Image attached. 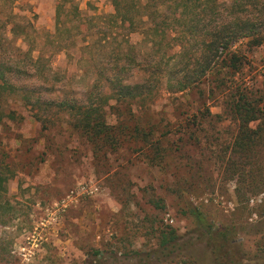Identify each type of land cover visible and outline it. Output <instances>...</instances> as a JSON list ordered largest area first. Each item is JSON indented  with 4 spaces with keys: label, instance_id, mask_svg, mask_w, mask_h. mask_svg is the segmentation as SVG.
Listing matches in <instances>:
<instances>
[{
    "label": "rangeland",
    "instance_id": "374dc122",
    "mask_svg": "<svg viewBox=\"0 0 264 264\" xmlns=\"http://www.w3.org/2000/svg\"><path fill=\"white\" fill-rule=\"evenodd\" d=\"M111 13L109 0H0V71L17 90L2 92L1 107L22 117L0 124V264H214L190 211L212 232L233 227L234 264H264V236L242 230L262 221L264 192L239 202L236 182L223 170L235 128L229 95L241 89L259 97L264 110V44L232 45L246 64L224 87L201 82L170 94L174 42L117 28ZM117 73L129 83L152 77L147 112L167 129L155 137L170 146L168 169L147 164L145 149L127 145L95 162L68 130L59 103L72 100L98 104L107 122L114 120L105 80ZM25 91L52 103L50 109H31L21 98ZM205 110L212 117L191 126ZM34 112L49 119L47 130ZM184 114L189 119L177 127ZM80 187L97 190L86 195ZM167 231L174 240L162 245Z\"/></svg>",
    "mask_w": 264,
    "mask_h": 264
},
{
    "label": "trees",
    "instance_id": "16d2710c",
    "mask_svg": "<svg viewBox=\"0 0 264 264\" xmlns=\"http://www.w3.org/2000/svg\"><path fill=\"white\" fill-rule=\"evenodd\" d=\"M109 1L112 7L109 17L117 28L125 26L129 33L145 29L161 43L174 42L177 51L168 58L173 63L165 86L166 92L170 94L189 91L201 82L222 83L224 87L226 81H231L246 64V58L233 50L232 45L240 41H244L248 48L264 44V0ZM138 24L143 28L136 29ZM1 72L0 124L4 120L21 121L22 117L5 112L1 107L2 92H17L13 85L4 83ZM118 74L109 75L105 80L107 97L113 102L107 107L114 120L107 122L105 112L98 104H82L72 100L59 103V106L63 104L68 130L85 142L95 162L101 161L106 153L127 145L145 149L142 156L147 164L168 169L166 158L172 154L170 146H162L158 137H155L156 131L167 129L161 125V119H152L147 112V104L154 97L155 87L150 83L152 77L148 76V80L140 83H129ZM212 94L213 91L209 90V96ZM21 98L31 109L49 110L52 105L33 98L26 91ZM260 102L259 97L255 99L238 88L226 102L227 112L235 128L223 152L226 154L223 170L229 180H235L239 202L247 201L246 194L264 192V110L259 107ZM37 112L31 113V116L39 122L41 131H45L49 119ZM184 115L177 127L189 119ZM203 115H207L206 119L212 117L205 110L201 113V119L192 120L190 125H199L205 119ZM219 115L216 117L221 118ZM1 181L0 178V186ZM190 214L202 226L203 241L214 256V264H234V258L239 254V243L231 237L236 234L233 227H222L212 232L204 226L199 212L190 211ZM259 215H262V221L242 228L245 235L262 233L264 236V210ZM160 239L162 245L174 240L173 232H161ZM214 241L219 244L215 245ZM97 254L94 252V255Z\"/></svg>",
    "mask_w": 264,
    "mask_h": 264
},
{
    "label": "built area",
    "instance_id": "2783aa9c",
    "mask_svg": "<svg viewBox=\"0 0 264 264\" xmlns=\"http://www.w3.org/2000/svg\"><path fill=\"white\" fill-rule=\"evenodd\" d=\"M96 190H97L96 187H93V188H90V189H86L84 187H80V191L82 193H85L86 195H91V194L95 193Z\"/></svg>",
    "mask_w": 264,
    "mask_h": 264
}]
</instances>
